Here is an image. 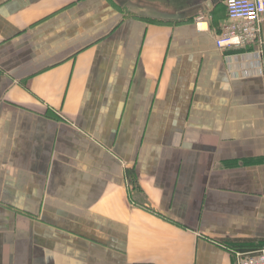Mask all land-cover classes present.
I'll list each match as a JSON object with an SVG mask.
<instances>
[{
	"label": "crops",
	"instance_id": "obj_1",
	"mask_svg": "<svg viewBox=\"0 0 264 264\" xmlns=\"http://www.w3.org/2000/svg\"><path fill=\"white\" fill-rule=\"evenodd\" d=\"M228 22L225 0H0V264L264 250V16L219 50Z\"/></svg>",
	"mask_w": 264,
	"mask_h": 264
},
{
	"label": "built area",
	"instance_id": "obj_2",
	"mask_svg": "<svg viewBox=\"0 0 264 264\" xmlns=\"http://www.w3.org/2000/svg\"><path fill=\"white\" fill-rule=\"evenodd\" d=\"M229 22L215 36L219 50L241 48L259 39L260 21L264 16V0H225ZM198 29H206L202 16L196 20ZM237 264H264V250L238 253Z\"/></svg>",
	"mask_w": 264,
	"mask_h": 264
},
{
	"label": "rangeland",
	"instance_id": "obj_3",
	"mask_svg": "<svg viewBox=\"0 0 264 264\" xmlns=\"http://www.w3.org/2000/svg\"><path fill=\"white\" fill-rule=\"evenodd\" d=\"M121 1H124V0H121ZM130 1L135 2V4H139L141 6H144L148 0H130ZM156 1L159 2L162 7L165 6L166 0H156Z\"/></svg>",
	"mask_w": 264,
	"mask_h": 264
},
{
	"label": "trees",
	"instance_id": "obj_4",
	"mask_svg": "<svg viewBox=\"0 0 264 264\" xmlns=\"http://www.w3.org/2000/svg\"><path fill=\"white\" fill-rule=\"evenodd\" d=\"M159 22H164V21H159ZM129 176H130L131 182L134 183L135 180H133V177H132V174L131 173H129Z\"/></svg>",
	"mask_w": 264,
	"mask_h": 264
}]
</instances>
